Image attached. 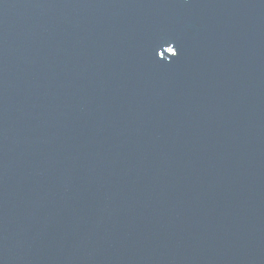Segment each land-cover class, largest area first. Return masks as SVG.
I'll return each mask as SVG.
<instances>
[{
    "label": "water",
    "instance_id": "water-1",
    "mask_svg": "<svg viewBox=\"0 0 264 264\" xmlns=\"http://www.w3.org/2000/svg\"><path fill=\"white\" fill-rule=\"evenodd\" d=\"M0 264H264V0H0Z\"/></svg>",
    "mask_w": 264,
    "mask_h": 264
}]
</instances>
